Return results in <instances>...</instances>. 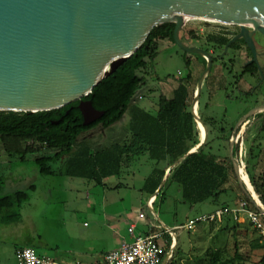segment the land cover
<instances>
[{"label":"trees","instance_id":"trees-1","mask_svg":"<svg viewBox=\"0 0 264 264\" xmlns=\"http://www.w3.org/2000/svg\"><path fill=\"white\" fill-rule=\"evenodd\" d=\"M174 31V23L154 28L140 49L84 98L85 101H90L96 110L104 113L90 126L84 125V118L79 109L81 101L58 110L34 114L0 111V142L6 153L18 156L23 163L28 157L34 156V163L42 176L64 175L98 184H101L105 178L119 176L124 168L130 167L137 159L147 156L153 163V170L145 180L143 192L151 196L160 189L166 170L172 168L154 206L158 203V199L160 204L164 205L169 197L167 196L169 189L177 185L180 194L179 203L188 205L191 209L208 202L217 204L218 207L231 208L245 201L251 209L257 211L250 192L239 183L235 171L234 159L239 163V154L238 143L234 147L231 144L234 128L227 131V128L221 127L219 133L222 136L210 139L214 132L210 130V126L213 125L214 128L216 124L212 119L211 123H207L201 116L208 129V138L199 146L200 134L191 112V101L195 93H191L190 85L193 82L197 84L200 75L205 71L207 61L204 57L198 55L203 61L195 71L199 74L198 78L195 79L193 74H189L188 78L177 86L171 98L160 94L156 114L135 104L138 91L146 85L148 66L158 56L160 42L168 40L171 44H175ZM184 32L192 40H200L192 31L184 29ZM207 41L217 49L223 48L228 43L227 39L219 36H209ZM243 43L242 40L240 44ZM212 57L215 64L218 58L213 55ZM191 60L187 54H184L187 66L191 65ZM211 71L213 72V68ZM247 73L257 76L259 69L256 65L244 67L239 81ZM239 81L236 84H240ZM255 88L248 93L242 92L244 95H250ZM127 113L131 117L122 142L95 150L88 141H81L83 136L98 127L104 131L109 130L120 123ZM251 127H254L256 135L252 141L249 159L247 158L246 175L264 206V172L256 173L261 166L263 153L260 141L264 140V110L249 118L245 134ZM240 131L239 128L238 132ZM215 140L225 143L226 149L231 148L230 155L214 154L212 151ZM195 148H197L196 152L183 159ZM181 159L183 160L180 162ZM232 181L235 182L234 187H228ZM4 187L5 181L0 179V218L5 219L6 222L18 223L21 220V208L29 201L35 186L12 194H4ZM230 193L232 197L220 204L221 197ZM225 219L224 231L236 233L241 229L240 224L231 225L232 219L226 217ZM255 232L257 233V230L254 228ZM252 243L254 249L264 250L263 237L258 236ZM169 251L166 250L164 260ZM181 254L182 249L178 242L167 264H175V258ZM202 258L196 264H233L241 259L239 243H236L233 257L227 250L209 248ZM260 264H264V257Z\"/></svg>","mask_w":264,"mask_h":264},{"label":"water","instance_id":"water-1","mask_svg":"<svg viewBox=\"0 0 264 264\" xmlns=\"http://www.w3.org/2000/svg\"><path fill=\"white\" fill-rule=\"evenodd\" d=\"M189 20L244 23L226 50L231 43L243 39L262 73L252 37L258 33L264 38V0H0V111L34 114L81 101L84 125H92L104 113L84 98L128 61L154 28L174 23V43L207 61L191 105L196 123L205 132L201 146L208 138V129L196 108L212 70L213 57L182 41L181 34ZM263 110L264 105L251 110L234 133L238 135L239 128L243 129L249 118ZM234 167L239 183L264 214L250 180L251 188L241 176L237 159ZM166 179L167 176L156 194ZM168 261L166 258L163 264Z\"/></svg>","mask_w":264,"mask_h":264},{"label":"rangeland","instance_id":"rangeland-1","mask_svg":"<svg viewBox=\"0 0 264 264\" xmlns=\"http://www.w3.org/2000/svg\"><path fill=\"white\" fill-rule=\"evenodd\" d=\"M186 26H188V28L192 26L193 29H198L199 32L198 37L200 40H193L191 44L187 43L190 47L200 48L210 53L213 52L212 55L214 57L219 56L220 49H217L215 45L209 44L207 41L209 36H217L222 33L219 24H206L202 21L190 20L187 21ZM224 27L231 30L235 28L229 24H226ZM184 54H187V56L192 59L190 66H187L184 61ZM230 57L232 56L229 55L226 57L224 62L218 60L213 64V72L211 71L210 78L208 75L203 84L201 105L196 108L200 118L202 116L203 120L207 123H211L212 121L210 122V120L212 119L216 124L214 128L213 125L210 126V130L214 131L210 139L222 136V134L219 133L221 127L227 128V131L232 127L235 130L236 126L251 110L264 103V89L263 91L262 89L260 90V87L256 86L257 83L254 79L252 80L245 77L247 81L243 80L237 85L235 84V79L231 78V76L222 78L224 76L223 73L228 74V70L231 67ZM234 61H236V58ZM244 61L245 59L241 57L239 63L236 62L234 66L235 73H240L242 71V63H244ZM202 64L203 61L197 54L186 53L178 45L171 44L168 40L160 42L158 56L154 61L150 62L146 71V85L140 89V95L145 96L144 100H140L136 97L135 104L139 107H144V109L147 108L149 111L152 106L155 105L152 112L156 113L158 110L157 100L160 94H164L171 98L173 89L177 88L182 81H185L189 74H193L195 79L198 78L199 74L195 71H197V67H200ZM259 64L262 68L263 75H261V77L263 79L264 63L260 62ZM197 84L193 82L190 85L191 93H196ZM254 87L256 88L252 94L244 95L243 92L248 93V91ZM193 99L194 98H192V101ZM130 117V114L127 113L120 123L109 129V132L98 127L89 134L83 136L81 141L87 142L93 136L105 133L108 137H112V140L117 139V143L122 142L128 129ZM246 127L247 126L243 127V129L241 127V132H239L238 135L233 131L231 141V144L237 145L236 143H238L239 160L242 159L245 165H247V158L249 159L252 141L256 135L254 127H251L248 133L245 134ZM197 128L199 130L200 139H203L204 136L198 124ZM100 141V139L98 141L96 140V147L99 146ZM110 141L111 139H108L107 142L109 143ZM260 142L262 143L263 153L261 155V166L257 169V174L264 172V140ZM230 151L231 148L229 150L228 148L226 149L225 143L219 140H215L213 143L212 152L214 154L228 156L230 155ZM34 159V156L28 157L27 161L23 163L19 160L18 156L6 153L0 142V179H4L5 182H7L5 183V194H12L19 190L26 191L31 184H36L38 187L37 200H39L38 210L32 218L28 219L26 215L24 217L25 219L20 223H11L7 226L0 224V264H16L15 247L29 244L35 239L38 240L36 234L40 235L43 239L48 238L51 232L50 216H52V213L46 212V214H43L41 210L40 206H42V203L46 202L44 199L45 196L48 195L49 199L53 198V201L57 198L70 199L77 197L79 199H85L93 192L92 187H90V181L88 180L70 178L64 175H62L63 178L57 176L55 179L51 178V176H42L38 173V168L34 163ZM152 169L153 163L147 156H143L134 161L130 167L124 168L119 176L110 178L108 183L112 185L121 182L123 184H129L130 187L135 185L138 189L150 175ZM234 183V181H232V183L230 182L228 187H234ZM51 184H53L52 189ZM125 191H123L124 195L126 194ZM167 196H169L167 202H165L164 205H157L155 210L160 219L157 221H161V224L164 222L163 224L169 229H171L172 226L184 224L187 217L197 218L218 209L217 204H212L210 202L197 205L193 209L189 208L188 205L179 203L180 194L177 185L169 189ZM147 197L148 196L145 195L143 204L144 209L149 211L146 207ZM230 197H232V193L228 196H222L220 204L228 201ZM68 201L71 204V201ZM59 202L60 200L54 205L50 204V206H62V204H58ZM235 207H238V205ZM240 217L239 221L234 219L233 216L226 217L232 219L231 225L235 223L240 224L241 229L236 233H234V231L223 230L226 221L225 218L222 223H203L200 226L198 225L196 231L188 232L186 230H177V233L173 231L174 234L178 235L172 238L175 240V244L172 242L174 245L173 249L172 247L170 248V245L166 242L167 238L164 236L162 239L163 243L161 244H165V249L170 250L168 253L169 258L167 257L168 260L172 258L178 242L180 243L182 254L175 258V264H196L199 259H203L204 253L209 248L227 250L230 256L233 257L235 255V246L238 242L241 259L236 260L233 264H260L264 257V250L254 249L252 243L260 234L258 232L254 233V227L248 222L245 216Z\"/></svg>","mask_w":264,"mask_h":264},{"label":"crops","instance_id":"crops-1","mask_svg":"<svg viewBox=\"0 0 264 264\" xmlns=\"http://www.w3.org/2000/svg\"><path fill=\"white\" fill-rule=\"evenodd\" d=\"M185 28L188 31H192L194 33V29L192 28V26L188 28V26L185 25ZM221 35L222 33L217 36L221 37ZM181 37L183 39L182 41L187 46H189L187 43L191 44L193 42V40L189 36H187L186 32H184ZM226 74H224L222 78L226 77ZM247 78H250L252 80L254 79L249 76H247ZM244 80L247 81L246 78H244ZM254 80L256 82V79ZM175 89L176 88L173 89V92ZM138 92L139 94L136 97L139 99V97L141 96V90H139ZM142 97V100H144L145 96ZM154 106L155 105L152 106L150 111L147 108L145 109L152 114H156L155 112H152ZM106 132H109V130ZM99 139L101 141L99 143V146L96 147V140L98 141ZM108 139H111L109 143L107 142ZM88 143L93 145L95 150H99L103 147H111V145L117 143V139L112 140V137H108L107 135H105V133H100L97 136H93L88 141ZM170 171V168L166 170L165 177L167 176V179L170 175ZM57 176L63 178L62 175H54L51 176V178L55 179ZM112 177L114 176L105 178L104 180H102L101 184H98L94 181L90 182V187H92L93 192L85 199H79L77 197L70 199L57 198L53 201V198L49 199L48 195L45 196L44 199L46 202L42 203V206L40 207L43 211V214H46V212L52 213V216H50L51 232L49 233L48 238L43 239L40 235L36 234L38 240H36L35 237V240L33 242L23 246L15 247L14 252H16V250L19 248L28 247L34 249L40 256L50 257L58 262L65 264H102L104 258L108 253L120 249L123 243L131 242L133 240V237L129 233V228L132 225H135L136 227L134 232L136 236H147L151 233L162 232L166 230L176 232L175 229L177 227H181L185 225L187 221L194 219L191 217H187L184 224L172 226V228L169 229L166 225L163 224L164 222L161 224V221H157L160 219L158 218V214L155 209L157 205L160 206V202L158 199V203L155 206L154 202L156 201L159 193L151 196L143 192V187L146 179L144 180L143 184H141L137 189V186L135 185H132V187H130L129 184H123L121 182H117L116 184L111 185L110 183H108V180H110V178ZM32 185L35 186V190L31 193L29 201L22 206L21 220L18 223L25 219L24 217L26 215L28 219L32 218L38 210V187L36 184H31L29 188ZM52 188L53 184H51V189ZM123 191H125L127 195H124ZM145 195L148 196V199H146V207L149 211H146L144 209L143 201ZM58 200H60L58 204H62V206H50V204H56ZM68 200L71 201V204ZM81 200L83 203L81 202ZM151 202L152 207L149 206V203ZM219 208L221 207H218V209ZM216 210L217 209H215L214 211ZM214 211H211L209 213H212ZM140 213L145 214L144 220L139 219ZM11 223L14 222H6L5 219L0 218L1 225L7 226ZM165 236L167 238L166 242L168 243V245H170L173 237L170 234H167ZM176 236L178 235L176 234ZM161 243H163V240Z\"/></svg>","mask_w":264,"mask_h":264},{"label":"built area","instance_id":"built-area-1","mask_svg":"<svg viewBox=\"0 0 264 264\" xmlns=\"http://www.w3.org/2000/svg\"><path fill=\"white\" fill-rule=\"evenodd\" d=\"M194 33L198 36V29H194ZM139 99L142 100L143 97L140 96ZM239 166L246 172V165L242 159L239 160ZM149 206L152 207V202L149 203ZM255 207L257 211L251 209L249 204L245 201L241 202L238 207H221L212 213L203 214L197 218L189 220L185 225L177 227L175 231L186 230L191 232L195 231L197 226L203 223L222 222L227 216H233L234 219L239 221L241 218L240 216H245L260 236L264 238V214L261 212L260 208L256 206V204ZM139 219L144 220L145 214L140 213ZM135 228V225H132L129 228V233L133 237V240L131 242L123 243L120 249L108 253L102 264H163L166 249L165 244H161V240L164 238L166 233L170 234L172 237H176V234H174L173 231L166 230L151 233L147 236H136L134 233ZM172 242L175 243V240H172ZM172 242L170 244V248L172 247L173 249L174 243L172 244ZM15 259L17 264H65L50 257L40 256L34 249L28 247L17 249L15 252Z\"/></svg>","mask_w":264,"mask_h":264},{"label":"flooded vegetation","instance_id":"flooded-vegetation-1","mask_svg":"<svg viewBox=\"0 0 264 264\" xmlns=\"http://www.w3.org/2000/svg\"><path fill=\"white\" fill-rule=\"evenodd\" d=\"M230 25V24H229ZM221 29H222V39H227L228 43L235 38L239 33H240V26L239 25H231L234 26L235 28L233 30L231 29H227L224 26L225 25H220ZM224 32V33H223ZM197 36V35H196ZM198 37V36H197ZM253 42L255 44V48H256V60L258 62V64L260 62L264 63V38L260 35V34H255L253 37ZM243 39L237 40L233 43L230 44L228 50H226V46H224L223 48H218L220 49V54L219 56H217L216 58H218V60H222L224 62L225 58L228 57L229 55L232 56L230 57V65L231 67L228 70V74L227 76H231V78L235 79V84L237 81H239V77L242 75V72L244 70V67L248 66V65H256L257 64L254 62V57H253V52L252 50L247 46V44L244 43L240 44L242 42ZM239 46V48L237 49V47ZM213 52H211L212 54ZM244 58L245 61L244 63H242L243 67H242V71L240 73H235L234 72V66L237 63H239L240 58ZM236 58V61H234V59ZM233 59V60H232ZM238 59V60H237ZM260 65V64H259ZM261 67V66H260ZM262 69V68H261ZM224 75V73H223ZM261 75H263V72L260 73L259 71V75L257 76H253L251 73H247L245 74L244 78L249 76L251 78L256 79V83L258 87H260V90L264 89V78L262 79ZM244 78L242 80H240L239 82H242L244 80ZM229 80V79H228ZM238 85V84H237ZM199 103H201V99L199 101ZM264 105V103L262 104Z\"/></svg>","mask_w":264,"mask_h":264},{"label":"bare ground","instance_id":"bare-ground-1","mask_svg":"<svg viewBox=\"0 0 264 264\" xmlns=\"http://www.w3.org/2000/svg\"><path fill=\"white\" fill-rule=\"evenodd\" d=\"M212 23V22H211ZM216 24H219V25H226V24H229V23H225V24H223V23H216ZM230 25H232V24H230ZM237 25H244V23H238ZM199 128L201 129V131H202V134H203V136L205 137V132H204V128H203V126H201V125H199ZM203 137V138H204ZM245 172V170L243 169V168H241V176L243 177V179H244V181L247 183V185L251 188V186H250V184H249V177H247V175L244 173Z\"/></svg>","mask_w":264,"mask_h":264}]
</instances>
